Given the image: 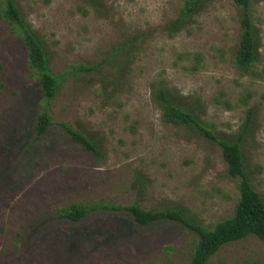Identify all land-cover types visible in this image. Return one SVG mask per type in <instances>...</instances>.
<instances>
[{
  "label": "rangeland",
  "instance_id": "374dc122",
  "mask_svg": "<svg viewBox=\"0 0 264 264\" xmlns=\"http://www.w3.org/2000/svg\"><path fill=\"white\" fill-rule=\"evenodd\" d=\"M184 1L15 0L62 79L53 124L39 138L42 85L29 73L26 44L0 17V264H191L198 234L180 222L143 226L130 211L106 207L81 221L58 215L75 202L137 203L184 208L211 229L234 214L239 181L221 146L164 120L154 98L163 81L204 127L241 142L264 199V0L250 7L258 61L245 76L235 64L242 13L234 0H210L169 36ZM64 125L94 140L101 155ZM209 264H264V240L230 242Z\"/></svg>",
  "mask_w": 264,
  "mask_h": 264
},
{
  "label": "trees",
  "instance_id": "16d2710c",
  "mask_svg": "<svg viewBox=\"0 0 264 264\" xmlns=\"http://www.w3.org/2000/svg\"><path fill=\"white\" fill-rule=\"evenodd\" d=\"M210 0H185L177 17L166 27L169 36H173L193 18L204 5ZM241 10V40L235 56V64L240 74L245 76L253 71L258 61V31L250 13L253 0H234ZM0 17L11 24V28L26 44L28 48L29 73L42 85L43 109L37 117V138L48 133L53 124L50 115V106L61 90L62 79L54 74L49 67V51L44 45L39 34L32 29L23 17L21 9L15 0H5L0 7ZM141 35L127 43L138 41ZM164 81L154 91L155 101L160 105L163 118L166 122L178 126H192L205 134L208 138L217 142L222 148L224 160L228 164V174L238 179L240 198L236 205L234 214L223 221L218 222L213 228L205 229L203 226L190 221L186 216L184 208H167L162 210H147L135 203L129 206H88L84 202H75L69 206L58 208V215L72 221L83 220L91 211L102 207L117 210H128L132 213L138 224L147 226L158 221H177L198 234L194 248L191 264H209L213 256L226 244L247 238L251 235L264 240V199L255 190L246 172L243 152L240 141L221 139L211 130L204 127L196 114L180 104L165 87ZM73 141L85 150L100 156L98 144L90 139L85 133L74 130L64 125Z\"/></svg>",
  "mask_w": 264,
  "mask_h": 264
}]
</instances>
